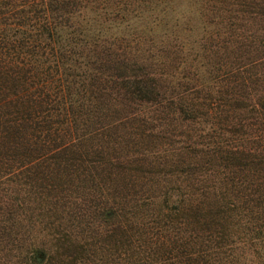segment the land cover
<instances>
[{
	"label": "trees",
	"instance_id": "1",
	"mask_svg": "<svg viewBox=\"0 0 264 264\" xmlns=\"http://www.w3.org/2000/svg\"><path fill=\"white\" fill-rule=\"evenodd\" d=\"M0 264H264V0H0Z\"/></svg>",
	"mask_w": 264,
	"mask_h": 264
}]
</instances>
